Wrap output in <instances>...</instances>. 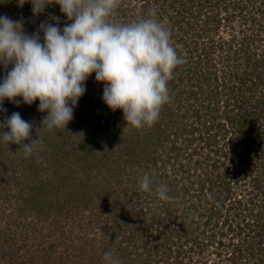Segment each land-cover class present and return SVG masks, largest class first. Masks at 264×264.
Listing matches in <instances>:
<instances>
[{
    "label": "rangeland",
    "instance_id": "374dc122",
    "mask_svg": "<svg viewBox=\"0 0 264 264\" xmlns=\"http://www.w3.org/2000/svg\"><path fill=\"white\" fill-rule=\"evenodd\" d=\"M238 1L244 4V10L234 12L233 5ZM146 2H150L148 7L157 19L158 14L161 16L160 21L170 30L171 36L173 30L185 31L186 44L197 41L198 46L191 55L185 57L186 51L179 54L189 66L196 65L198 55H204L203 51L208 48V69L212 71V76L215 74L221 83L225 79L229 86H233L236 72L244 71V76L250 75L253 78L258 75L262 84L252 90L255 91V97L261 98L260 93L264 91V0H182L173 5L171 0ZM142 4L145 1L117 0V6L109 19L111 22L129 23L144 17L141 15L145 11L140 8ZM13 5L7 8L8 14L13 12ZM53 15L60 19L63 17L58 5ZM176 22L181 26L179 29L178 26L174 28ZM28 27H24L25 31ZM179 47H175L177 52L180 51ZM248 56L252 59V66L247 63ZM202 62L201 66L204 65V60ZM256 62L258 66L255 68L253 64ZM0 63L6 64V61L0 60ZM10 68L11 65L7 68L0 65V76ZM185 75L186 72H182L183 80L178 81V91H186L196 82L191 80L192 75ZM247 83L253 84V80ZM218 92V98L225 100L226 92L221 85ZM237 96L233 89L230 98L237 99ZM32 105L37 107L38 101ZM4 107L7 113L0 114V119L3 115L19 112L24 119L33 123V138L37 135L40 143L45 138L48 139L46 143L58 145L62 137L66 140L64 145L69 146L70 143L74 147L76 144V134L69 133V130L54 129L43 134L42 121L31 118V105L17 106L5 100ZM223 111L222 109L221 113ZM169 114L170 112L164 115L160 113L159 119L151 127V139H144L143 136L140 141L134 139L131 143L124 144L127 149L131 146L132 154L127 160L120 162L121 171L114 177L96 173L89 176V188L94 189L97 195H104L102 204L98 207L95 205L94 209L93 205L89 208L79 206L78 210L71 205L66 208L57 205L52 212L57 221L51 222V216L48 221L36 220L27 231L25 224L17 226L19 221L23 222L26 217H31V210L28 208H25L22 217H18L17 210L21 200L17 198H28L33 194L17 185L18 182L21 183L20 176L27 167L20 164L18 152L11 156L8 153L9 146L0 143V196L4 193L11 196L10 203L3 199L0 201V264H49L45 260L51 264H103L105 249L112 250L122 264H264V117L254 133L245 129L244 139L239 140L236 126L229 128L228 132L219 127L217 129L220 133L217 130L204 133L202 122L194 120L189 113L176 110L172 115ZM79 120L81 123L91 122H86L85 118ZM123 122V117L118 116L115 126L121 127ZM194 127L196 131L192 132ZM127 129L125 131L128 132ZM76 130L79 133L77 128ZM87 131V135L90 133V136L95 137L94 141L98 140L100 128L93 127ZM255 136L259 137V145L252 148L249 139H254ZM205 141H211L209 147L204 145L207 143ZM173 142L181 149L179 158L171 150ZM115 145L116 143L114 148ZM49 149L51 150V146L41 143L32 154L40 157L38 161L45 162L46 157L50 160L52 158L48 156ZM97 151L106 156L104 153H109L110 150L106 146L104 151L97 147ZM192 151L195 154L189 156ZM58 154L59 151L55 152L56 156ZM59 155V162L76 168V160L72 154L68 159ZM206 155L211 157L209 162L204 161ZM196 159L204 164L196 167ZM48 163L51 164V161ZM117 163L120 164L119 161ZM212 163H216L217 168ZM46 166L47 164H43L38 178L48 185L62 180L69 170V167L61 168L58 172L60 175H55L53 167L56 165H52L51 170H44ZM226 169L229 177L224 182L223 173ZM188 170L189 173H184ZM144 174H148L153 181L150 192L140 188L139 180ZM217 175L220 176L219 179ZM71 177L75 179L77 176ZM198 180L206 184L198 187ZM219 181L224 182L223 185ZM94 182L99 183L95 188ZM255 183H259L261 187L259 193L254 189ZM160 184H166L169 194L177 199L160 200L156 194V188ZM35 186H39V179L35 181ZM218 195H221L220 201L215 200ZM50 197L54 202L60 199V196ZM211 208L221 210L220 214H214ZM92 210L101 212L102 224L96 222V217L90 218L96 216L92 215ZM128 218H132L131 221ZM127 220L131 222L130 229L120 230ZM259 224L263 225L262 229L261 226L258 228ZM57 225L61 227L55 230ZM101 227H105L104 233ZM53 240L55 244H59L61 240L63 242L51 250L49 244H53ZM35 253L44 256L42 263L37 259L32 262L27 256Z\"/></svg>",
    "mask_w": 264,
    "mask_h": 264
},
{
    "label": "clouds",
    "instance_id": "9594fccd",
    "mask_svg": "<svg viewBox=\"0 0 264 264\" xmlns=\"http://www.w3.org/2000/svg\"><path fill=\"white\" fill-rule=\"evenodd\" d=\"M33 16L58 5L68 23L60 26L59 16H50L28 33L23 19L0 15V114L4 101L32 105L46 113L47 129H63L74 118V109L86 91L85 82L94 74L104 85L102 101L111 111L120 110L125 128L152 126L162 106L170 99L168 81L185 61L171 40V32L155 13L129 23L110 21L117 0H24ZM35 129L36 130L40 129ZM34 125L19 112L0 119V143L20 145L25 156L40 144L33 138ZM148 174L140 177L141 190L152 191ZM160 200L175 201L166 184L156 188ZM103 264H122L112 251L103 253Z\"/></svg>",
    "mask_w": 264,
    "mask_h": 264
},
{
    "label": "trees",
    "instance_id": "16d2710c",
    "mask_svg": "<svg viewBox=\"0 0 264 264\" xmlns=\"http://www.w3.org/2000/svg\"><path fill=\"white\" fill-rule=\"evenodd\" d=\"M145 1V4H142L140 8L144 9L145 11L142 12V16L147 17L151 14L150 8L148 7L149 4ZM150 1V0H149ZM182 0H171V4L175 2H181ZM24 0H0V15H8L9 17L13 19H23L25 22V26H29L27 31L28 33H32L38 29V26L45 21H48L50 16H54L53 12L56 7L55 4L49 5L44 13L33 16L31 12V5L27 2L23 3ZM49 2H54V0H49ZM13 6V12L11 14H8L7 8L11 5ZM147 4V5H146ZM171 5V7H172ZM143 6V7H142ZM229 6V5H228ZM16 10V11H15ZM228 10V7L226 6L225 11ZM244 10V4H241V1H238L233 5L232 11H238L241 12ZM126 15V14H125ZM61 16H63L61 14ZM158 19H161V16L158 14ZM119 20V19H118ZM70 21H67L66 17H62L59 21L60 26L63 27L65 23H68ZM120 21L116 22L119 23ZM124 22L121 21V24ZM24 26V27H25ZM179 29L181 26L178 22L174 24V28ZM184 32L180 31H174L172 32L171 40L173 45L180 46L178 51V54L182 55V52L186 55H191L193 53V49L196 50L198 43L197 41H190V43H187L184 41ZM226 42H222V44H225ZM230 50V46L228 47ZM208 48L203 51L204 55L199 54L196 65L189 66L185 62L183 64H180L176 67V69L173 72L172 78L167 82L169 87V96L170 99L167 103H165L160 113L162 115L169 113V115H172L174 111H181L182 113H189L194 120L197 122H202V125L204 127V133L212 132L213 130H217L218 133L219 127L223 129L224 132H228L229 128L237 127L238 129V136L240 137L239 140L244 139V130L246 129L250 133H254L255 130H257V127L259 126V121L261 122L262 118L264 117V91L260 93L261 98L255 97V91L254 87H257L258 85L262 84L260 83L261 80L259 76L257 75L256 78L251 77L250 75L244 76V71L236 72L235 76L233 78L234 85L229 86L224 79V82L221 83V81L218 79V77L215 76V74L212 76V71L210 69V66L208 65V57L209 52ZM202 60H204V65L201 66L203 63ZM250 56H248L247 63L252 66L251 64ZM262 62L264 63V58L262 59ZM258 62L253 64V67H257ZM181 68L183 70L181 71ZM209 68V69H208ZM207 69V70H205ZM181 71V75H177L178 72ZM182 72H186L185 77H188L192 75V79L196 81L193 86H189L186 91H178V81L183 80L182 78ZM239 75V77H238ZM253 75V73H252ZM184 77V78H185ZM253 80V84H248L247 82H251ZM86 85V91L84 95L79 99L77 106L74 109V118L71 120V122L67 125V130H69V133L76 134L75 136V142L76 144L71 145L69 143L68 145H64V142L66 140L64 138L59 139L58 145H53L46 143L48 139H41V143L48 144L51 146V150L48 151V156H51V160L46 157L45 162L38 161L40 157L35 156L33 154H30L28 156H25L22 151L18 150L20 145L16 144H9L8 153L9 155L13 156L16 152L19 153L18 157L20 158V164L27 169L23 171V175L20 176L22 178L21 183L18 182L17 185L23 186V190L29 191L30 193H33L28 198H17L21 199L18 202V217H22L24 215L25 208H28L31 210L30 215L31 217L28 219L27 217L22 220L23 222L19 221L17 226L20 227V224L25 226V230L31 229L34 222L37 220V222H40L41 219H44L45 221L50 220V216L52 217V220L57 221L56 218H54L52 215V212L55 208L58 206H61L62 208H66L71 205V207H76L78 210L79 206L81 207H87L93 205L92 209H94L95 205L98 207V205L103 203L104 195L98 194L94 191V189L89 188V184L91 183L90 177L91 175L96 174H110L109 176L114 177L115 174H117L119 171H121L120 167L122 165V161L127 160L131 154H132V148L131 146L127 148H124V144H129L132 141L137 140L140 141L142 137L145 139H151L153 132L150 127H144L141 129H135L131 126L128 127V132L125 131V122L121 125V127L115 126V119L118 118V116L123 117L122 112L120 110L111 111L109 110L106 105L102 101V91L104 85L102 83H97L94 78V74L89 76V78L85 82ZM222 86V89L226 92V99L220 100L218 97L220 93L218 92V89ZM264 87V82H263ZM233 89H235V95L238 94L237 99L230 98L233 94ZM253 89V90H252ZM252 90V91H251ZM264 90V88H263ZM228 92V93H227ZM248 92V93H247ZM257 93V92H256ZM252 96V97H248ZM252 94V95H251ZM247 95V96H246ZM184 96V98H183ZM230 98V99H227ZM252 99V100H251ZM24 106H27L23 103H21ZM31 105L30 113L31 118L37 119V121L41 120V116L44 117V113H41L37 110V107L34 105ZM224 110L221 113V110ZM253 112V113H252ZM85 118L86 122L91 121L90 123H81L79 119ZM218 119L222 123H218ZM107 120V121H106ZM202 120V121H201ZM39 121V122H41ZM224 122V123H223ZM90 124V125H89ZM156 126V125H154ZM95 127L96 129L100 128V131L98 132V140L94 141L93 136H90L89 133L87 135V130H90L91 128ZM76 128L79 130V133L77 132ZM226 128V129H225ZM113 130H116L114 132ZM53 130H49L46 127V124H44V133L52 132ZM132 131H134L132 133ZM196 131V128L194 127L192 129V132ZM235 132V131H234ZM131 133V134H130ZM160 133V132H159ZM220 133V132H219ZM42 134V133H41ZM259 137H254V139H249V143H251V147H258ZM102 143L100 144V141ZM116 140V141H115ZM150 141V140H149ZM207 143H204V145L209 147L211 141H205ZM216 142V141H214ZM233 142H235V139H233ZM40 143V145H41ZM115 148H114V144ZM109 148V153H104V155H100L97 151V147L99 150L104 151L105 149ZM236 146V145H235ZM172 151L176 152V158L180 157V148L177 147V144L173 142V145L171 147ZM61 154V157L63 159H68L70 157V154H72V157L76 160L74 165L76 168L69 167V165H66L64 162H59L60 155H55V152H58ZM50 153V154H49ZM195 154V151H192L193 156ZM8 155V156H9ZM26 158V159H24ZM11 160H14L12 158ZM211 160V157L209 155H206L204 158L205 162H209ZM48 161H51L52 165H56L53 167V172L55 175H60L59 169L69 167V170L67 171L65 177H63L62 180L58 181L57 183H54L53 185H48L46 181H41L40 178H38L40 174V170H43L42 166L43 164H47L46 168L44 170H51L52 167L51 164L48 163ZM119 161L120 164L117 162ZM196 167L203 165L204 163L200 161L199 159H196L195 161ZM26 163V164H24ZM118 164V165H117ZM209 164V163H207ZM213 167H216V163H212ZM180 168H183L181 165H179ZM244 166V163L242 164ZM217 168V167H216ZM223 173L224 175V182L229 177V172L227 171ZM28 172V173H27ZM189 173L190 170L184 171V173ZM93 173V174H92ZM218 174V173H217ZM77 176L75 179H72L71 176ZM119 175V174H118ZM218 179L220 176H218ZM111 178V177H110ZM39 179V186H35V181H38ZM32 180V183H30ZM41 181V182H40ZM218 182L223 185L224 182ZM98 183V182H97ZM94 182V188L99 185ZM216 183V182H215ZM206 182L203 184L200 180L197 182V186H204ZM49 186V187H48ZM52 186V187H50ZM254 189L257 190L259 193V190L261 187L259 186V183H255ZM202 189V188H201ZM105 190V189H104ZM229 191V190H228ZM2 191H0L1 193ZM5 192V191H4ZM85 192V193H84ZM106 192V191H105ZM104 192V193H105ZM261 192V191H260ZM107 193V192H106ZM91 194H94L95 196H92ZM228 194H230L228 192ZM60 196V199L56 202H54V199H52L50 196ZM221 195H218L217 198H215L216 201H220ZM3 199L4 201L10 203L11 196L6 195L5 193L3 196H0V201ZM62 200V202L60 201ZM20 203V204H19ZM223 203V201L221 202ZM238 204H241L239 202ZM58 205V206H57ZM32 209H31V207ZM60 207V208H61ZM80 207V208H81ZM214 214H220L221 210H216L214 208H211ZM34 211V212H33ZM219 212V213H218ZM34 213V214H33ZM92 215L90 218L96 217V222L99 224H102L100 221V214L101 212L98 211H91ZM20 219V218H19ZM28 219V220H27ZM132 218H128V220L131 221ZM33 220V221H32ZM116 220V219H115ZM126 221V224L122 225L120 227V230L127 231L129 230V226H131L130 221ZM225 222V221H224ZM152 223V222H151ZM16 224V223H15ZM59 224V222H58ZM128 224V225H127ZM153 224V223H152ZM208 224V223H207ZM260 224L259 227L260 228ZM263 226V225H262ZM262 226L260 229H262ZM61 225H57L55 230L60 228ZM105 227H101V231L104 233ZM26 233V232H25ZM62 238V237H61ZM55 240V239H54ZM53 240V244H49V249H56V247L62 242L63 240H59L60 243H56ZM44 251V250H43ZM107 251V249H105ZM38 252H41V249L38 250ZM49 252V250L47 251ZM39 253H35L33 255H27L32 262L39 261V263H42L44 256H40ZM11 254V253H10ZM13 255V254H12ZM47 259L50 257L47 255ZM42 258V259H38ZM53 258V256L51 257ZM11 259H9L10 261ZM30 260V261H31ZM46 263L51 264L50 261L45 260ZM7 263V262H6Z\"/></svg>",
    "mask_w": 264,
    "mask_h": 264
}]
</instances>
